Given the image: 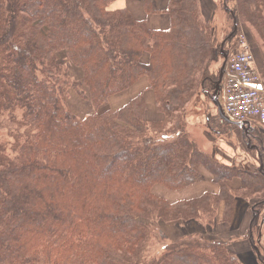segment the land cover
I'll list each match as a JSON object with an SVG mask.
<instances>
[{"label": "trees", "instance_id": "obj_1", "mask_svg": "<svg viewBox=\"0 0 264 264\" xmlns=\"http://www.w3.org/2000/svg\"><path fill=\"white\" fill-rule=\"evenodd\" d=\"M118 1L0 0V117L10 127L0 141V264H243L234 237L190 229L146 257L149 245L166 239L164 224H230L240 197L257 201L243 240L264 264L254 244L264 146L256 142L259 167L227 166L216 145L207 153L188 131L198 116L189 108L207 105L216 83L213 19H202L200 0H169L162 14L170 26L156 31L128 8H113ZM139 1L157 12L152 0ZM222 5L232 12L233 36L244 24L256 39L264 79V0ZM141 79L157 121L147 119L145 91L118 110L106 106ZM70 92L87 101L85 113L68 109ZM209 113L214 142L230 125ZM252 129L245 139L257 138ZM202 168L216 192L169 198L205 177Z\"/></svg>", "mask_w": 264, "mask_h": 264}, {"label": "rangeland", "instance_id": "obj_2", "mask_svg": "<svg viewBox=\"0 0 264 264\" xmlns=\"http://www.w3.org/2000/svg\"><path fill=\"white\" fill-rule=\"evenodd\" d=\"M221 11H222L223 19L226 22V24L223 25L222 29H218L217 28L218 24H215V22L213 21L214 30H216V32L219 31V34H221V35L218 37V35L215 34L216 38H217L216 41L218 42L217 47H216L217 48L216 49L217 50V53H216L217 64L215 65V69H210V71H209L210 77L212 75L215 79V82L218 81L222 65L224 64V59L221 57L222 56L221 54L223 52V54H227V57H228V60H227V63L225 65L224 72H223V79H222V82H223L226 67L230 63V61H229L230 57L232 55H234L241 48V44H239L240 37H243L245 39V41L248 43V45L250 46L251 50H253L256 68L259 72H262V70H263V56L261 54L260 49L258 48V44H257L256 39L250 34L249 30L247 29V27L244 24L243 25L240 24V26H238L239 29L241 28V34H238L237 37L232 36V38H231L230 35L232 33H234L232 30V19L228 13L226 15L225 10H223L222 8H221ZM227 12H230V11L227 10ZM220 24H224L223 20L220 21ZM221 30H223V33H221ZM222 44H223V46H222ZM221 48H222V50H221ZM71 75L73 77L74 76L79 77V74H78V76H77V74L73 75V71H72ZM213 86L212 87L210 86L211 87V91H210L211 94H210L209 98L211 99V101L207 102V105L205 103L197 101V103L194 106L190 107L188 110L191 114L198 115L197 117H195V119H198V121H197L198 123L191 126L188 129V131L190 133V137L193 140H195L197 147L199 149H202L203 151H206L207 153H211L213 151V149L211 147H213V145H216L215 146L216 151L214 150L216 157L219 156L218 152H217V147L229 146L230 150H227V151H229V152H235V151L238 152L239 151L240 152V153L238 152L239 155L236 153V155H234V156H237L241 160H244L245 163H250L253 161V159H256V161H257V158H256V156H257L256 150L257 149L255 148L257 145L256 142L258 144H261V147L264 146V128H261V129L257 128L259 131L256 129H252V130H255L254 132L257 133V134L250 133L251 136H257L256 139H252V140L245 139L244 133H248L247 130L249 131V129H241L237 126L234 127L232 125L224 126V128H222L223 127L222 126L221 128H219L218 132L222 133V131L225 130V132L222 133L225 135L224 136L220 135V137L216 136L215 139L213 138L214 142H212L211 138L206 136L207 132H206V127H205L206 126L205 125V118H204L205 114L209 113L211 110L212 116H216V115L218 116L216 107L212 103L213 96L215 95V85H213ZM86 103H87V101L81 99L74 92H70L67 95L66 105H67L68 109H70L71 111L78 112V113H85V111L88 110V106L86 105ZM112 103L113 102H107L106 106L108 108L109 107L111 108V106L114 105V103H113V105H112ZM203 105H204V107H203ZM9 128H10L9 124L4 120L3 117H0V141L4 140L5 137L8 135V132L6 129H9ZM13 129H15L14 126H13ZM220 149H222V148H220ZM200 171L202 174H204V176L208 180L213 181L212 176L207 171H205L203 168ZM192 188H193V186H192ZM156 192H158V190ZM156 192H154V193L156 194ZM168 196H169V198L174 200V199H178V197H180V193L170 192V193H168ZM250 199L240 197L239 202L241 201L243 206L246 209L251 211L252 205L257 201L255 199V202H254L253 199H251V200ZM236 207H237V205H236ZM235 212H236V209H235ZM251 214H252V212H251ZM260 216L264 217V209L261 210ZM177 225H179L178 228L176 227ZM186 225L187 224L182 222V221L181 222H179V221L178 222H172L171 224H164L161 228L163 229V233L165 234L166 239L165 240H163V239L155 240L154 244L149 245V248L147 249L146 257L149 259L150 257H152L154 255H158L164 249V245H168V244H170V242H172L175 239H177L178 237L182 236L184 234V227ZM189 228H190V232H192V233H194V232L206 233V234H209V236H210V234L219 236V235H217V233H219L221 231V227H218V229L213 228V229H208V230H202L201 225L196 223V222L193 224L191 223ZM185 232H186V230H185ZM253 235H255V234H253ZM263 238H264L263 234L259 237L256 235V237L254 239L255 240L254 244L257 246V248L259 250L261 248L262 252L264 254V247H263L264 241L262 242ZM253 254H254L255 259L252 260L249 264H260L257 260L256 255H255V254H257L255 252V248H254Z\"/></svg>", "mask_w": 264, "mask_h": 264}, {"label": "crops", "instance_id": "obj_3", "mask_svg": "<svg viewBox=\"0 0 264 264\" xmlns=\"http://www.w3.org/2000/svg\"><path fill=\"white\" fill-rule=\"evenodd\" d=\"M153 1V8L157 12L153 13H146L141 5V1L139 0H120L116 2L113 5V8H128V10L133 14L135 18L138 20H144L146 25L151 30H166L169 28V18L162 14L164 10L167 8V4L169 0H152ZM223 0H200L199 3V9H200V15L202 16V19L205 21L208 19H213L215 24H218L217 28L222 29L223 25L226 24V22L223 19L222 11L225 10V13L229 14L231 17V14L227 12V10L222 5ZM223 20L224 24H220V21ZM213 24V23H212ZM214 25V24H213ZM216 32V30H215ZM221 33H223V30H221ZM218 37L221 35L219 34V31L216 32ZM253 52V50H252ZM217 62L215 61L211 66L210 69H215V65ZM262 73V72H261ZM148 84L145 79L139 80V82L134 85V87L127 91L126 93L116 95L111 97L108 102H113L111 106V110H118L122 106L126 105V103L139 93L144 92L146 107H147V119L149 121H157L159 116L155 109L154 104V97L150 90L147 89ZM198 119H195V117L189 118V126H193L197 124ZM261 129V128H260ZM220 146V145H219ZM224 146V145H223ZM222 148V149H220ZM227 150H230V147H217L218 155L217 159L220 160L222 164H225L227 166H230L232 164L238 165L241 164L243 167H245L248 170H252L253 168L259 167L258 162L256 159H253L250 163H245L244 160H241L239 157L234 156L236 153L239 155L237 151L235 152H229ZM216 151V149H215ZM222 158V159H221ZM217 186H215L211 180H208L206 177L201 178V180L192 187L188 188L187 191H181L180 197L176 200H182V199H188L191 197H195L197 195H201L203 192L209 191V192H216ZM158 194L161 195V193L158 191ZM175 201V200H174ZM250 219H251V211L246 209L242 202H237L236 212H234L233 220L230 224L227 225H215L213 228L218 229V227H221V231L217 233V235L228 238V237H234L236 239V242L232 243L234 251L237 253L239 259L242 261L243 264H249L252 260L255 259L253 254V249L251 248L248 241L243 240V238L247 235L249 226H250ZM260 227L258 230H256V235L259 237L263 234L264 236V217H261L260 219ZM189 225V224H188ZM186 225L184 229L187 231L189 230L190 226ZM179 225L176 227L178 228ZM264 241V238L262 242ZM264 243V242H263ZM264 247V245H263Z\"/></svg>", "mask_w": 264, "mask_h": 264}, {"label": "built area", "instance_id": "obj_4", "mask_svg": "<svg viewBox=\"0 0 264 264\" xmlns=\"http://www.w3.org/2000/svg\"><path fill=\"white\" fill-rule=\"evenodd\" d=\"M239 44L240 50L230 57L224 73L219 93L221 109L241 129L261 128L264 127V80L243 37Z\"/></svg>", "mask_w": 264, "mask_h": 264}, {"label": "water", "instance_id": "obj_5", "mask_svg": "<svg viewBox=\"0 0 264 264\" xmlns=\"http://www.w3.org/2000/svg\"><path fill=\"white\" fill-rule=\"evenodd\" d=\"M234 29H236V25L234 24ZM232 36V34L230 35V37ZM229 37V38H230ZM223 46V44H222ZM222 52V51H221ZM223 53V52H222ZM223 59H224V64L222 65V68H221V71H220V74H219V79L218 81L216 82L215 84V95L213 96V100H212V103L214 104V106L216 107V110H217V113H218V117L223 121V122H226L227 124L229 125H236V123L230 121L222 112V109H221V106L219 105V102H218V97H217V92H218V89H219V86H220V83L222 81V77H223V69L225 67V64H226V60H227V55L226 54H223L222 55Z\"/></svg>", "mask_w": 264, "mask_h": 264}, {"label": "flooded vegetation", "instance_id": "obj_6", "mask_svg": "<svg viewBox=\"0 0 264 264\" xmlns=\"http://www.w3.org/2000/svg\"><path fill=\"white\" fill-rule=\"evenodd\" d=\"M221 55H223V53Z\"/></svg>", "mask_w": 264, "mask_h": 264}]
</instances>
